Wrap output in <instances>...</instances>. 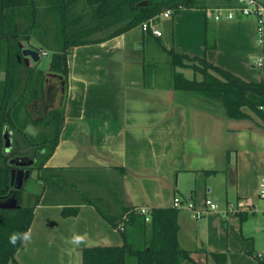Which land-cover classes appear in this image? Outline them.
I'll list each match as a JSON object with an SVG mask.
<instances>
[{
  "label": "crops",
  "instance_id": "0c3cea01",
  "mask_svg": "<svg viewBox=\"0 0 264 264\" xmlns=\"http://www.w3.org/2000/svg\"><path fill=\"white\" fill-rule=\"evenodd\" d=\"M209 10L187 8L176 17L173 49L245 81L262 80L264 36L262 42L257 39L255 19L213 20ZM160 20L163 34L157 38L139 28L140 36L130 30L74 46L65 78L44 72L60 79L58 107L64 110L59 140L46 165L123 167V206L167 207L178 197L177 240L190 252L193 263L187 264H217L213 254L225 264H259L255 253L264 264V121L247 108L246 118L227 116L215 98L160 82L162 70L147 72L146 78L136 52L144 47L145 36L156 39L162 50L168 48L164 27L169 18ZM206 21L214 38L209 48ZM144 48L155 50L149 44ZM176 68L202 78L190 68ZM25 130L38 132L34 125ZM61 210V205L37 204L23 246L7 264H82L84 247L121 245L119 231L94 206L81 204L66 217Z\"/></svg>",
  "mask_w": 264,
  "mask_h": 264
},
{
  "label": "trees",
  "instance_id": "16d2710c",
  "mask_svg": "<svg viewBox=\"0 0 264 264\" xmlns=\"http://www.w3.org/2000/svg\"><path fill=\"white\" fill-rule=\"evenodd\" d=\"M233 5V0H0V72L4 74L0 79V264L14 261L37 204L61 205L64 217L75 215L81 204L92 205L120 232L121 245L84 247L82 264L193 263L190 252L177 240L178 208L152 207L147 209L146 220L147 215L139 208L121 205L123 167L46 165L59 140L64 110L57 107L43 112L39 107L35 117L31 113L30 104L44 97L45 75L25 64L17 42L35 39L39 49H32L39 54L49 43L53 51L49 70L65 78L72 47L99 43L140 28L150 19L158 21L159 15L169 10L164 27L169 46L163 51L171 68V87L215 98L227 116L246 118L243 108H247L264 121V78L245 81L204 58L177 53L172 47V19L180 9L213 10ZM205 24V47H213L214 38L207 21ZM145 34L153 35L150 31ZM208 37H212L211 43ZM176 67L190 68L202 78H186ZM28 125L36 126L38 132L27 133ZM15 166L29 168L28 177L36 171L34 179L42 187L33 204L22 203V188L15 185ZM213 256L217 264H225L220 254Z\"/></svg>",
  "mask_w": 264,
  "mask_h": 264
},
{
  "label": "rangeland",
  "instance_id": "374dc122",
  "mask_svg": "<svg viewBox=\"0 0 264 264\" xmlns=\"http://www.w3.org/2000/svg\"><path fill=\"white\" fill-rule=\"evenodd\" d=\"M41 7H43V4L41 5ZM198 9H199V11L204 10V9H200V8H198ZM186 11H187V8H185V9L182 8L176 14H174L173 15V19H172L173 24L175 22L176 17H178L181 13H184ZM160 19H163V17H160ZM160 19L158 20V23H160L159 26H161V24H162ZM51 25H52V23H51ZM131 33H132L131 34L132 36H140L141 35L140 29L138 27L134 28ZM46 37H44V39L48 40V39H46ZM50 37H51V35H50ZM143 39L145 41L144 42V47L147 46V44H149L152 47H155V50L152 53L150 52L151 54L148 52L147 48H144V47L143 48L141 47L138 50V52H136L137 56L139 57V60H143V62L141 64V67H143L146 70V71L144 70L146 78H150V76H148L147 72L149 73V72H152L153 70H156V71L162 70L161 72H159V74H157V75H160V77L162 79L161 78H158V79L161 80L160 82H162L163 84L169 85L171 83V80H170V77H169V74L171 72V68L169 67V64H168V61H167L168 60L167 55L160 48V45L157 43L156 39L151 38V37L147 38L146 36L144 38L142 37V40ZM17 43L19 44V46L21 48V51L24 48H32V47L39 49V45L37 44V42L33 38H31L28 42L25 41L24 39H18ZM45 47H46V50L44 49V53L43 54L40 52L39 59L37 61H34L30 57L24 56L21 53L22 57L25 60V64L26 65H30V66H34V67H36L37 70L40 69L43 72L49 71L50 59H51L53 51H52V47L47 42H46ZM144 60H145V62H144ZM176 69L178 70V68H175V70ZM181 72H183L187 78H192V75H191L190 72H188V71H181ZM196 74L197 73H195V75ZM164 77L167 78V79H164ZM151 79H152V77H151ZM24 150L27 151L28 149L25 148ZM41 187H42V185L39 184V182L37 180H35L33 177L32 178H28L27 180H25L23 182V190H22V194H21L22 203L23 204H27V202L29 201L28 204H33L34 203V198H35L34 195L40 193ZM118 234H119V236H120V238L122 240L120 232H118ZM256 254L257 253L254 254L255 255L254 259H257L256 258ZM258 256H260V253H258ZM260 258H262V256Z\"/></svg>",
  "mask_w": 264,
  "mask_h": 264
},
{
  "label": "built area",
  "instance_id": "2783aa9c",
  "mask_svg": "<svg viewBox=\"0 0 264 264\" xmlns=\"http://www.w3.org/2000/svg\"><path fill=\"white\" fill-rule=\"evenodd\" d=\"M161 15L163 18H169L170 12L169 10H166ZM208 16L213 20L252 17L255 19L256 22L257 39H259L260 42H262L263 40V36H264V1L263 0H235V4L233 6L219 7L213 10H209ZM159 25L160 23H158V21H155V19H150L149 21L143 22L140 26V29L145 33L150 31L155 36H161L163 34V30L159 28ZM41 53L43 54L44 51H41ZM258 64H260V62ZM260 193L261 195H264L263 182H261L260 184ZM205 203L211 209L216 208V205L212 203L210 200H206ZM181 205L182 202L179 200V198L174 197L172 201V206L179 208ZM188 206L190 208L193 207L191 203H189ZM139 210L142 213L145 214L147 213V209L145 208H139ZM194 215L198 217L200 215L199 211H195ZM146 220H148V215L146 216Z\"/></svg>",
  "mask_w": 264,
  "mask_h": 264
},
{
  "label": "flooded vegetation",
  "instance_id": "af4514ba",
  "mask_svg": "<svg viewBox=\"0 0 264 264\" xmlns=\"http://www.w3.org/2000/svg\"><path fill=\"white\" fill-rule=\"evenodd\" d=\"M44 78H45L46 83L44 81L43 99L35 100L30 104V111L34 115V117L38 113L39 107H40V110H42L43 112H47L50 109L57 108L59 105V101H60V97L62 93V85H61L60 79L58 80L56 77L54 78L51 76H47V77L45 76ZM5 137H9V135H7L6 133ZM29 159H32V156H30L28 160ZM15 167H16V171L13 172L15 176L14 177L15 185L18 188H22L23 190V182L27 180L28 178H32V172L30 173V177H28V172L30 170L29 168L21 167V166H15Z\"/></svg>",
  "mask_w": 264,
  "mask_h": 264
},
{
  "label": "water",
  "instance_id": "95a60500",
  "mask_svg": "<svg viewBox=\"0 0 264 264\" xmlns=\"http://www.w3.org/2000/svg\"><path fill=\"white\" fill-rule=\"evenodd\" d=\"M22 55L30 57L32 60L37 61L39 59V51L32 48H24L21 51ZM36 171H32V177L34 178Z\"/></svg>",
  "mask_w": 264,
  "mask_h": 264
}]
</instances>
